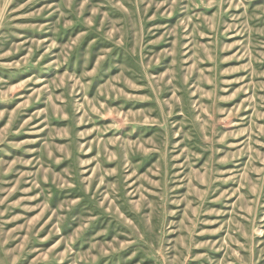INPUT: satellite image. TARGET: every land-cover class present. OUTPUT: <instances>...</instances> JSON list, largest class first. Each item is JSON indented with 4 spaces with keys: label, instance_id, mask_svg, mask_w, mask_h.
<instances>
[{
    "label": "rangeland",
    "instance_id": "1",
    "mask_svg": "<svg viewBox=\"0 0 264 264\" xmlns=\"http://www.w3.org/2000/svg\"><path fill=\"white\" fill-rule=\"evenodd\" d=\"M0 264H264V0H0Z\"/></svg>",
    "mask_w": 264,
    "mask_h": 264
}]
</instances>
